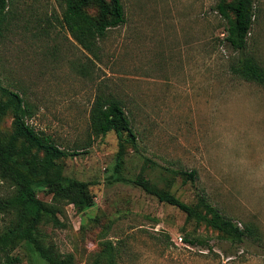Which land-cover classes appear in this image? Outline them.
<instances>
[{
    "label": "rangeland",
    "instance_id": "obj_1",
    "mask_svg": "<svg viewBox=\"0 0 264 264\" xmlns=\"http://www.w3.org/2000/svg\"><path fill=\"white\" fill-rule=\"evenodd\" d=\"M121 2L125 23L92 56L61 25L62 0H8L0 82L33 106L29 124L61 148L81 149L91 104L105 92L121 100L136 134L119 169L114 132L60 160L64 177L89 183L93 204L64 206L62 225L42 226L47 242L76 264H107L108 244L116 264H264V87L229 72L239 52L224 40L218 0ZM85 11L96 16L93 6ZM242 53L264 68V0ZM11 130L7 113L0 131ZM10 192L0 181V197ZM168 194L204 212L203 195L258 237L232 241L159 200ZM14 254L18 264H47L29 244Z\"/></svg>",
    "mask_w": 264,
    "mask_h": 264
},
{
    "label": "trees",
    "instance_id": "obj_2",
    "mask_svg": "<svg viewBox=\"0 0 264 264\" xmlns=\"http://www.w3.org/2000/svg\"><path fill=\"white\" fill-rule=\"evenodd\" d=\"M64 9L61 25L70 37L88 54L96 56L97 42L106 32L123 25L126 21L121 0H62ZM256 0H218L215 11L225 20V42L239 52L229 67V72L245 80L255 81L264 87V68L257 61L242 52L247 47L255 16ZM93 6L96 16H89L85 8ZM8 0H0V36L6 27ZM0 123L7 113L12 115L10 133L0 131V181L10 187L7 196L0 197V216L7 222L0 226V264H18L14 254L23 244H29L47 264H76L72 254H62L53 244L47 242L42 226L62 225L59 216L66 205H72L78 212L92 206L93 195L88 182L64 177L62 158L87 151L92 141L114 132L118 138L116 169L123 163L125 143H133L136 134L125 112L123 103L117 97L98 93L90 108V135L81 149L67 150L56 144L54 139L42 130H37L29 120L34 111L18 92L4 87L0 82ZM124 133L126 136L124 137ZM193 179L195 173L187 175ZM50 195L44 202L37 193ZM186 214L188 219L202 222L208 227L225 234L232 241L257 239L258 231L252 225L239 229L232 220L224 217L210 205L203 195L199 196V207L190 206L174 195L159 197ZM115 250L111 244L103 249L107 264H116Z\"/></svg>",
    "mask_w": 264,
    "mask_h": 264
}]
</instances>
